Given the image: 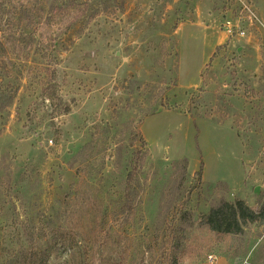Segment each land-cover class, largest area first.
I'll use <instances>...</instances> for the list:
<instances>
[{"label":"rangeland","instance_id":"obj_1","mask_svg":"<svg viewBox=\"0 0 264 264\" xmlns=\"http://www.w3.org/2000/svg\"><path fill=\"white\" fill-rule=\"evenodd\" d=\"M252 36L264 49V0H0V264L34 248L35 264H168L172 248L176 264H264ZM53 70L62 105L45 97ZM225 201L256 220L211 230L203 215ZM167 228L179 242L163 255Z\"/></svg>","mask_w":264,"mask_h":264},{"label":"trees","instance_id":"obj_2","mask_svg":"<svg viewBox=\"0 0 264 264\" xmlns=\"http://www.w3.org/2000/svg\"><path fill=\"white\" fill-rule=\"evenodd\" d=\"M52 59L50 58V62L54 63L57 59L53 52L50 53ZM45 97L49 100L56 101L58 105H62V97L59 94L58 90V82H57V73L55 70L52 71L51 79L45 87ZM61 113H68L70 111V107L63 105L60 107ZM131 143L134 144L136 142H140V147H146L147 142L145 139L139 134L134 133L131 137ZM143 151L139 150L134 152L129 165V175L128 181L132 182V180H136L139 176V171L141 170V162H142ZM202 172L199 171L198 175H201ZM205 217L206 223L209 224L211 230L215 231L218 234H230V233H238L242 231V223L247 220L255 221L257 218V214L250 209L243 202L238 201L236 203L225 201L220 206L211 208L209 213L203 215ZM178 232L172 230L171 228L164 229L156 235V243L160 246L161 252L163 255L167 253L166 242L169 243V247L172 248L176 245L178 241ZM45 234L42 235L41 232L38 233L37 243L42 244L44 240ZM161 242V244H160ZM175 248L170 249V252L173 255V260L169 261L168 264H176L178 255L177 251L173 252ZM38 248H34L30 250L28 253V263L27 264H35L37 258Z\"/></svg>","mask_w":264,"mask_h":264},{"label":"crops","instance_id":"obj_3","mask_svg":"<svg viewBox=\"0 0 264 264\" xmlns=\"http://www.w3.org/2000/svg\"><path fill=\"white\" fill-rule=\"evenodd\" d=\"M193 24V23H191ZM184 26L183 24L179 25L176 33H178L179 29ZM207 27V25H206ZM228 37V36H227ZM255 37H249L245 40L246 43L251 42L250 46L246 49L247 55L243 57L242 62H240V65H243L244 69H251L254 70V75L256 76V72L259 70V66L264 64V49L260 47L258 43L254 44L253 40ZM255 41L257 39H254ZM222 42H216L214 47L217 45H221ZM244 47V46H243ZM242 46L239 48V52L241 51ZM247 47V46H246ZM250 52V54H248ZM252 53V54H251Z\"/></svg>","mask_w":264,"mask_h":264},{"label":"built area","instance_id":"obj_4","mask_svg":"<svg viewBox=\"0 0 264 264\" xmlns=\"http://www.w3.org/2000/svg\"><path fill=\"white\" fill-rule=\"evenodd\" d=\"M251 16H252L251 19H255L257 17L256 14H254L252 11H251ZM224 25H225V29H226V31H227V33L229 35H233L234 32H235V29L234 28H237L238 27L236 24H233V22L231 20H227ZM240 33H241L242 36L245 35V32L244 31H241Z\"/></svg>","mask_w":264,"mask_h":264},{"label":"water","instance_id":"obj_5","mask_svg":"<svg viewBox=\"0 0 264 264\" xmlns=\"http://www.w3.org/2000/svg\"><path fill=\"white\" fill-rule=\"evenodd\" d=\"M255 192H257V193H259V192H260V189H259V187H256V189H255Z\"/></svg>","mask_w":264,"mask_h":264}]
</instances>
